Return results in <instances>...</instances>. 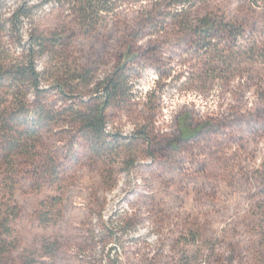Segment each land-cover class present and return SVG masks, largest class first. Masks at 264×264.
Returning a JSON list of instances; mask_svg holds the SVG:
<instances>
[{"label":"rangeland","instance_id":"obj_1","mask_svg":"<svg viewBox=\"0 0 264 264\" xmlns=\"http://www.w3.org/2000/svg\"><path fill=\"white\" fill-rule=\"evenodd\" d=\"M90 1L5 0L0 63L45 37L49 88L0 90V264H264V3ZM210 13L238 40L199 47ZM126 53L131 86L90 134L73 113L103 98L58 87Z\"/></svg>","mask_w":264,"mask_h":264},{"label":"trees","instance_id":"obj_2","mask_svg":"<svg viewBox=\"0 0 264 264\" xmlns=\"http://www.w3.org/2000/svg\"><path fill=\"white\" fill-rule=\"evenodd\" d=\"M100 1L104 4L109 2V0H91L90 3L93 4ZM250 1L254 5H257L259 2L264 3V0ZM170 4H175V1H171ZM3 9H5V0H0V33L6 28V26L8 28L10 27V23H8L6 19H3ZM183 14L185 19H188L190 16L187 11L181 9L179 15ZM25 16H27V13L24 12V8H19L13 11L9 17L12 27H15V25L18 24L20 17ZM198 24L200 26L195 28L194 32L201 42L199 47L212 45L211 40L215 38L214 36H217L216 40H220L224 39V37L230 33L233 36L232 39L237 41L239 38V34L232 31L233 29H230V22L226 21L223 15H218L216 13L204 15L198 19ZM34 43L35 44H32V47L24 51L21 60L17 61L19 63H0V71H4V75L0 74V90L10 86L12 92L16 96L20 95L19 104L21 106L27 105L26 96L31 88H33L37 94L46 92L49 88L44 87L42 74L36 69L35 65L36 53L43 52L46 47L45 37H37ZM128 61H130V58L128 57V53H126L120 66L113 72L105 75L102 79L93 78L91 76L92 70L90 68L72 69L67 76V79L64 80L65 83L58 87L61 92H64L71 97L77 91L91 86L90 90L103 98L101 103H95L93 106L88 107L85 112L78 110L73 113L78 116L83 130L88 131L90 134L101 136L104 125L105 107L110 101L117 100L121 95L127 92L131 86V84L129 85L128 78L123 70ZM5 82H10V84L5 85ZM41 108L43 109V106ZM31 136L37 140L40 139V135L37 132L33 133ZM1 137L0 134V140ZM262 194L264 196V191ZM262 214L264 215V208L262 209ZM3 219L5 218L2 216V209L0 208V224H4L2 222Z\"/></svg>","mask_w":264,"mask_h":264}]
</instances>
